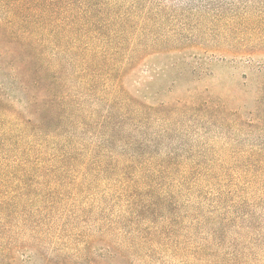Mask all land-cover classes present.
<instances>
[{
	"label": "rangeland",
	"instance_id": "obj_1",
	"mask_svg": "<svg viewBox=\"0 0 264 264\" xmlns=\"http://www.w3.org/2000/svg\"><path fill=\"white\" fill-rule=\"evenodd\" d=\"M41 2L55 5L61 16L52 27L71 29L66 39L120 43L117 57L123 62L146 57L123 88L156 110L139 129L119 119L117 128L103 130L105 139L86 136L88 150L109 146L106 136H112V151L129 156L131 148L123 144L130 140L140 152L148 147L153 167L211 172L212 188L244 174L242 181L251 184L245 190L249 206L264 214V123L256 125L264 122V91L257 94L264 89V0ZM67 17L75 18L74 30ZM202 100L226 109L175 108ZM70 184L0 212V264H264V220L223 226L216 218H194L189 210L174 229L165 222L170 216L155 221L162 234H150L146 221L113 216L119 208L107 207L112 195L104 186L96 188L90 179L81 194ZM193 190L177 194L178 204L182 196L192 198ZM206 214L203 207L198 215ZM199 245L204 254L194 253Z\"/></svg>",
	"mask_w": 264,
	"mask_h": 264
},
{
	"label": "trees",
	"instance_id": "obj_2",
	"mask_svg": "<svg viewBox=\"0 0 264 264\" xmlns=\"http://www.w3.org/2000/svg\"><path fill=\"white\" fill-rule=\"evenodd\" d=\"M42 3L0 0V212L50 197L54 188L70 183L82 194L91 187V179L94 187L104 186L112 195L107 207L119 208L112 212L114 217L146 221L150 234H162V225L156 222L167 216L171 220L165 222L174 229L179 218L189 217V210L197 215L194 218H216L223 226L231 220H264V214L257 216L249 206L245 190L251 184L242 181L244 174L212 188L211 172L153 167L155 158L148 147L140 152L130 140L123 144L131 148L129 156L112 151V136H106L109 146L98 144L88 150L86 136L105 139L103 130L117 128L120 123L114 120L119 119L139 129L156 110L138 103L123 88L146 57H127L123 62L117 57L120 43L66 39L71 29L52 27L61 15L56 16L54 4ZM67 18L73 19L74 30L75 18ZM91 98L94 109L89 111ZM202 101L176 103L175 108L226 109L222 103ZM191 189L193 197L182 196L179 205L177 194ZM193 201L195 206L190 207ZM203 207L207 214L198 215ZM205 251L199 245L194 253Z\"/></svg>",
	"mask_w": 264,
	"mask_h": 264
}]
</instances>
